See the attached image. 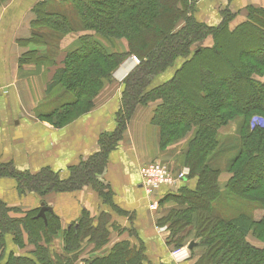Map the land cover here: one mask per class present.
Masks as SVG:
<instances>
[{
	"label": "trees",
	"instance_id": "1",
	"mask_svg": "<svg viewBox=\"0 0 264 264\" xmlns=\"http://www.w3.org/2000/svg\"><path fill=\"white\" fill-rule=\"evenodd\" d=\"M68 2L67 7L59 5L54 9L43 1L34 8L38 15L35 23L47 29H36L32 33L38 42L40 37L43 41L47 40V54L55 49L59 34L74 30L82 32L79 47L66 53L62 66L55 70L47 86V93L60 85L67 94L62 92L53 98L49 105L51 109L39 116L60 126L88 111L102 80L109 79L114 69L133 54L139 58V63L123 80L116 129L101 134L99 151L71 167L65 179L50 169L35 173H9L0 169V175L14 176L20 189L38 194L77 189L91 182L94 174L101 171L105 154L116 146L134 108L139 104L159 101L151 122L160 127L161 146L172 144L185 136L188 130H194L185 154V166L189 170L187 177L196 178V186L194 189L181 186L178 192L167 193L178 204V208H172L164 218L170 229L168 243L173 248L182 246L186 231L190 232V227H193L191 216L195 214V236L203 239L207 249L192 264H264V246L253 247L245 240L252 232L264 243V215L259 221H254L245 212L229 216L223 211L215 213L213 207L224 197L232 202L239 199L256 201L264 209V129L258 122L263 118L255 117L250 122L255 115L264 116V83L255 78V75L264 78V9L248 6L246 18L228 29L227 23L234 18V14L224 10L219 23L208 26L194 18L192 0H66ZM43 6H46V11L42 10ZM41 13L45 17H41ZM180 20L183 24L177 28ZM208 34L214 40L211 46L199 45L191 49ZM98 36L106 40L124 38L127 51L108 49L98 41ZM235 36H238L235 41L237 47H243L246 42L261 45L260 60L253 55L254 46L255 49L249 50L250 54H244L243 73H234L235 78L231 77V90L222 88L216 92L209 87V83L217 82L220 75L202 73L199 77L197 64L211 57L217 60L213 51L226 43V47H230L226 40ZM189 53L191 55L187 57ZM228 55L236 59L234 53L228 52ZM179 56L187 58L178 67L175 66L172 76L162 84L149 88L151 79L165 69L173 68ZM31 58L41 63L49 57L29 51L21 61ZM200 78L206 83L205 89L199 83ZM57 101L59 103L55 106ZM238 114L243 116L238 131L239 147L228 160L227 171L231 176L222 192L217 183L220 169L212 166L211 159L221 149L220 140L224 135L219 133L220 127ZM36 213L29 210L19 218L10 217L0 202V231L10 233L19 248L24 246V242L33 246L24 255L9 252L0 264H74L78 256L76 250L86 232L90 231L88 219L83 215L76 227L61 235V249L52 251L51 242L60 231L59 219L45 213L43 220L36 218ZM125 249L118 247L107 255L86 260L85 264L132 262L133 258L126 256Z\"/></svg>",
	"mask_w": 264,
	"mask_h": 264
},
{
	"label": "crops",
	"instance_id": "2",
	"mask_svg": "<svg viewBox=\"0 0 264 264\" xmlns=\"http://www.w3.org/2000/svg\"><path fill=\"white\" fill-rule=\"evenodd\" d=\"M41 1L44 0H0V169L9 173L50 169L65 179L71 167L99 151L101 133L114 129L123 80L135 64L128 57L109 79L102 80L94 97L95 105L90 110L60 126L53 120L40 117L49 110V81L61 66L64 54L77 46L70 38L73 36L66 34L59 41L58 52L47 54V40L41 43L35 39L33 33L38 28L35 23L38 15L34 8ZM196 2L195 17L211 24L219 23L221 18L218 15L224 10L235 12L234 18L243 14L242 21L246 18L244 11L248 6L264 9V0ZM117 46L122 50L120 43ZM29 51L49 58L41 63L33 58L21 61ZM171 76L172 73L157 74L149 88L162 84ZM157 103L159 101L148 102L134 108L116 146L105 154L101 171L94 174L91 182L77 189L38 194L20 189L14 176L0 175V202L8 210V215L19 218L29 210L38 212L41 203L48 206L50 210L45 213L55 215L60 223V231L50 245L52 251L62 245L61 235L69 233L85 215L90 231L86 232L76 250L78 256L74 264H85L86 260L107 255L121 246L126 248V256L133 258L126 264L195 262L197 257L189 258L188 247L179 256L173 257L170 253L173 248L168 243L170 229L164 218L172 208H178L175 199L168 196L166 187L154 191L149 198L140 186L139 166L144 162L159 160L178 171L187 168L185 154L193 131L176 143L161 146L160 127L151 122ZM223 174L218 176L220 190L225 188L228 180ZM181 186L194 189L196 178L186 177L174 193ZM155 199L157 209L150 210V200ZM191 219L195 222V214ZM191 236L192 231L187 238ZM4 245L6 254L12 251L24 255L16 250L10 233H5ZM99 245H102L100 249ZM104 248V252H100Z\"/></svg>",
	"mask_w": 264,
	"mask_h": 264
},
{
	"label": "rangeland",
	"instance_id": "3",
	"mask_svg": "<svg viewBox=\"0 0 264 264\" xmlns=\"http://www.w3.org/2000/svg\"><path fill=\"white\" fill-rule=\"evenodd\" d=\"M46 1H47V4L52 5V8H54V9H55V7H60L61 5H64L65 7H67V5L70 4L69 2L66 3V0H46ZM192 1H194V3L192 2L193 3V10H194L193 11L194 18L198 22L205 23L208 26H215L216 24H211L210 22H206L205 20L199 19V17H195V9L197 8L198 4H197L196 0H192ZM41 3H43V1H41ZM45 3H44V5H45ZM43 7H46V6H43ZM258 8H261V7H258ZM42 10L46 11L43 8H42ZM228 11H230L229 13H231V15L233 14V12L231 10H228ZM220 12H221V10H220ZM244 13L247 14V11L245 10ZM41 15H42L41 17H43L45 14L43 15V13H41ZM234 15H235V12H234ZM218 17L222 18L223 14L219 13ZM242 18H243V14H238L237 18L236 17L231 18V20H229V22L227 23L228 29L234 28L238 23L241 22L240 20ZM182 24H183V20H180L177 22L176 27L178 28ZM217 24H218V22H217ZM36 29L38 31H41L44 29L46 30L47 28L40 25ZM66 34L73 36L70 38H72L73 43H75L77 45L75 48L71 49V51H73L74 49L79 47V36L82 34V32H78L77 30H74L73 32L65 33L63 35L62 34L58 35L59 39L55 40V43L56 42L57 43H56L55 49H53L54 53L58 52L57 51L58 48L60 49L59 41L61 40L62 37H65ZM235 37L232 39L229 38L228 40H226L229 42L228 46H230V47L227 48L226 47L227 43H226L224 47H223V45L222 46L219 45V47H217V49L213 51V53L216 54L215 57L217 60H215L213 57H211L207 61L206 60L204 61V59H203V62L201 64H197L196 73H198L199 77H202V75H203L202 73H216L217 75H220L221 78L218 79L217 82H215L216 84L215 83H212V84L209 83V87L212 88L213 90H215L216 92L221 91L222 88H226L228 90H231V88H232L231 77L235 76L234 73H243L242 67H243V65L245 63V59H246L244 54L245 55L250 54L251 53L250 49H255L253 47L256 46V50H252V52H255V53H253V55L255 57H257V59H259V57H261L260 54L262 52L259 49V46L261 47V45H251V44H249V42H246L247 44L245 43V45H243V47H241V45L237 47L235 41L238 39V36H235ZM97 39H99L103 45H106L107 48L110 47L111 49H116L118 52H126L127 51V44H126V41L124 38L110 39V40L107 39L106 40L105 38H100L98 36ZM39 41L41 43L44 42L43 38H41V37L39 38ZM213 41L214 40H213L212 35L208 34L204 39L199 40L195 44H193L191 46V49L195 48L196 46H199V45L211 46L213 44ZM244 41H247V39H245ZM223 42H224V40H223ZM237 42H239V40ZM117 43H120L122 45V50L120 49V47L117 46ZM245 48H247L248 50ZM47 50H48V48H47ZM258 51H260V53H258ZM228 52H232V54L234 53L236 59H232L228 55ZM66 53H68V52H66ZM66 53L64 54L63 58L65 57ZM57 55L58 54L54 55V58H56ZM190 55H191V53H189L187 55V57ZM218 55H219V57H218ZM128 57H126L123 61H125ZM187 57L179 56L175 60V62L173 63V65H172L173 68L169 67V68L165 69L164 71H162L161 73H174L175 66L178 67L183 62V60ZM208 57H210V56H208ZM63 58H62V60H63ZM62 60H61V63H62ZM123 61L114 69V71L123 63ZM61 66H62V64H61ZM133 68L131 67V69H129L127 72L130 73L133 70ZM219 73H222V74H219ZM153 78L151 79V81L149 83V87H151L150 85H151V83H153ZM234 78H233V80H234ZM255 78L259 79L262 83H264V78L258 77L256 75H255ZM154 80H155V78H154ZM199 83L203 86L202 88L205 89L204 84H206V83L204 82L203 78H200ZM206 86H208V85H206ZM51 90H52L51 93L47 97L48 98V108L47 109H51L49 105L52 103L53 98H55L57 95H59L62 92H64V94H67V91H64L63 87L60 85L53 87ZM69 96H71V95L69 94ZM65 97H66V95H65ZM94 99L92 100V107L91 108H93L95 105ZM218 99H220V97H218ZM58 103H59L58 101L55 102V106ZM255 117H262L263 118L260 120V122H262V123H260L261 124L260 127H262L264 129V116L255 115L251 118L250 122H252L253 118H255ZM242 119H243V116L241 114L235 115V118H231L230 122H228L230 124L227 123L228 125L227 124H226V126L223 125L224 127L221 126L223 128L221 129V131H219L220 134L224 135V138L223 139L221 138V140H220L221 149H219L218 152L213 154V157L211 159V161H212L211 164H212V166L215 165L214 166L215 168H219L220 169L219 175L221 173H224L223 174L224 177L228 176V178H229L231 176V174L227 171V168L229 165L228 160L231 159L232 155L236 152L237 148L239 147V144H238V133L239 132L238 131L241 128L240 121ZM116 126H117V123L115 124V127L113 130L108 131V132H103L101 134L113 132L116 129ZM192 131H193V135H194L193 128L191 130H188L187 133H190ZM180 139H178L174 143L178 142ZM231 147H233V148H231ZM218 148H219V146H218ZM227 151H228V153H227ZM218 176H217V183H218ZM223 190H222V192H223ZM171 193H174V191ZM170 197L173 198V196H170ZM235 200H237V199H235ZM213 207L215 208V213L223 211V212H225L226 215L229 214V216H236L240 212H245L246 214H249L251 219L254 221H259L264 215L263 206H261L260 203L256 202V201H245V200L239 199L235 202H232V200H230L228 198L224 199V197H223L222 200H219L216 203H214ZM192 223H193L192 229L190 227V230L192 231V236L187 238L191 232V231L189 232L187 230L186 235H185L186 237L181 244L186 246L190 241H193L194 242L193 246H195V247H192L193 249L190 248L189 258L190 257H192V258L197 257L198 258L205 251V249H207V247L205 244L202 243L203 239L195 236L196 235L195 234V230H196L195 229V222H192ZM4 235H5V233L0 231V254H2V255H0V262H3L6 258V256L9 254V253L6 254L7 247L4 245ZM245 240L249 245H251L253 247H263L264 246V243L262 241H260L259 239H257L252 232L248 233V235L245 237ZM61 246L62 245H59V247H58L59 250L61 249ZM101 246L102 245H99L98 248L100 249ZM31 248H33V246L31 244H28V242H24V246L20 247V248L16 245V250L19 249V252H21L22 254L28 253ZM104 250H105V248L100 250V252H104ZM10 252H12V251H10ZM13 254H15V253H13Z\"/></svg>",
	"mask_w": 264,
	"mask_h": 264
},
{
	"label": "built area",
	"instance_id": "4",
	"mask_svg": "<svg viewBox=\"0 0 264 264\" xmlns=\"http://www.w3.org/2000/svg\"><path fill=\"white\" fill-rule=\"evenodd\" d=\"M129 59L135 65L139 63V58L133 54L129 56ZM258 122L262 123L259 119ZM188 171V168L180 169L179 171L174 170L159 160L147 161L139 166V174L141 177L140 186L149 198L152 196L154 191L162 187H166L167 192L171 193L175 191L180 184L186 181ZM157 206L158 201L156 199L150 200V210H156ZM185 249H187V246L185 245L172 248L170 253L173 257H176L181 255Z\"/></svg>",
	"mask_w": 264,
	"mask_h": 264
},
{
	"label": "water",
	"instance_id": "5",
	"mask_svg": "<svg viewBox=\"0 0 264 264\" xmlns=\"http://www.w3.org/2000/svg\"><path fill=\"white\" fill-rule=\"evenodd\" d=\"M50 210V208L48 206H45L43 203H41V207L39 208V211L37 212L35 217H41V218H45V211ZM194 245V243L192 241H190L187 245V247L190 249L192 248Z\"/></svg>",
	"mask_w": 264,
	"mask_h": 264
},
{
	"label": "bare ground",
	"instance_id": "6",
	"mask_svg": "<svg viewBox=\"0 0 264 264\" xmlns=\"http://www.w3.org/2000/svg\"><path fill=\"white\" fill-rule=\"evenodd\" d=\"M125 69V68H124Z\"/></svg>",
	"mask_w": 264,
	"mask_h": 264
}]
</instances>
